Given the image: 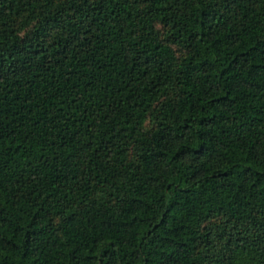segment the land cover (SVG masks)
Here are the masks:
<instances>
[{"label": "trees", "instance_id": "1", "mask_svg": "<svg viewBox=\"0 0 264 264\" xmlns=\"http://www.w3.org/2000/svg\"><path fill=\"white\" fill-rule=\"evenodd\" d=\"M0 264H264V0H0Z\"/></svg>", "mask_w": 264, "mask_h": 264}]
</instances>
